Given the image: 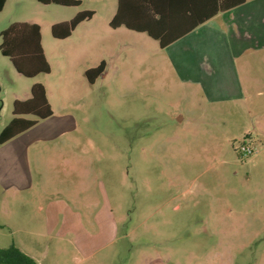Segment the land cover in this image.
<instances>
[{
  "label": "rangeland",
  "instance_id": "obj_1",
  "mask_svg": "<svg viewBox=\"0 0 264 264\" xmlns=\"http://www.w3.org/2000/svg\"><path fill=\"white\" fill-rule=\"evenodd\" d=\"M256 2L255 8L248 5L236 13L235 24L215 22L206 35L193 38L198 55L192 59L201 64L227 62L230 52L250 42L260 47L256 55L246 56L245 101L212 102L190 84L182 59L160 50L144 33L121 34L109 27L116 0H81L78 6L6 1L0 11V44L1 31L11 23H37L50 72L25 77L0 51V132L14 116L13 101L28 97L36 81L47 82L56 115L41 120L27 136L74 122L75 132L47 143L78 142L94 149L99 166L95 185L110 209L102 211V246L93 258L82 259L68 244L61 253L63 264H264V174L254 175L248 165L255 154L242 158L237 151L243 138L264 134V0ZM80 10L94 11L90 24L101 38L96 57L106 62L93 83L83 72V62L91 65L96 59L88 54L92 46L72 52L66 62L60 53L74 46L69 43L77 41V33L67 41L51 34L52 22L71 19ZM249 14L256 17L254 25L244 23ZM245 31L255 32V39L247 43L229 36ZM61 86L67 91L68 120L58 115ZM257 146L264 157V148ZM10 148L6 145V153ZM43 154V159L53 158L52 152ZM51 173L46 185L54 194L72 184ZM90 183L87 177L79 180L83 187ZM112 214L117 238L109 224ZM11 229L0 224L10 239ZM47 242L51 248L45 264L52 260L54 235Z\"/></svg>",
  "mask_w": 264,
  "mask_h": 264
},
{
  "label": "crops",
  "instance_id": "obj_2",
  "mask_svg": "<svg viewBox=\"0 0 264 264\" xmlns=\"http://www.w3.org/2000/svg\"><path fill=\"white\" fill-rule=\"evenodd\" d=\"M192 1L196 6L198 15H205L214 7V0ZM256 1L258 0H246L244 3L226 11H217L211 17L163 48L159 46L158 40L150 37L146 32L134 31L124 26L116 28L110 27L109 22L116 12L117 0L114 9L108 15L110 17H108L107 22L110 28L122 31L120 32L121 34L124 33L123 31L144 33L157 42L160 50H166L174 58L178 57L179 60L182 59L181 68L189 71V77L187 78L190 84L200 88L202 93L212 102L245 101L244 99L248 96L243 81V73L248 66L246 64V56L256 55L260 51V47L256 46L254 42L249 43V40L255 39V32L245 31L244 34L240 32L229 34L233 39L238 41L244 40L249 44L236 47L234 49L235 52L229 50L233 52L228 54V58H225L227 62L224 63H222V58V62L220 63L206 64L203 62L201 64L199 62H193L192 58H196L198 55V45L193 38L206 35L215 22L233 21L231 24H235L237 22L235 19L236 13L248 5L255 8ZM255 13V11L252 12V14ZM252 14H249L250 16L248 15L249 18L244 23L249 25L256 23V17L252 16ZM93 16L91 19L79 23L68 37L55 38L59 41H67L71 39L74 33H77V41L69 43V45L73 44L74 46L63 49L60 53L66 62H69L72 52L76 50L82 52L88 44L92 46L88 54H92L96 59L92 61L93 63L91 65L83 62L84 74L87 69L97 66L102 61L100 57H96V55H99L101 38L96 33L93 25L90 24ZM175 18H178L177 22L187 20L188 24L189 14L179 12L176 13ZM67 20L69 19L54 21L51 25ZM182 25L184 24H178L177 29H181ZM41 45L45 58L49 63L48 55L42 44V34ZM184 56L186 57L184 58ZM37 82L41 83L45 88L52 114L47 118L38 120L35 125L41 120H47L56 115L50 99L51 90L49 89L48 83L41 81H36L35 83ZM66 93L67 91L63 89V86L58 89V94L61 97L60 104L58 105V109H60V114L58 115H60V118L67 117L65 114L67 110L66 103L68 101L66 99ZM30 96L23 100L30 98ZM184 118V116H179L180 120H184ZM31 128L16 135L5 143H0V153L1 151L5 152L4 156L0 155V216L3 218L1 219L2 221L0 220L3 223L0 224H5L9 228H12L10 232L13 233V237L10 239L9 234L6 235L0 232V247H7L9 244H14L24 253L31 255L39 264H45L44 260L51 248L47 239L51 235H54L55 242L53 244L52 260L48 264H63L61 253L63 248L68 244L80 253L82 259L91 260L102 246V211L104 209L110 212L108 204H103L101 201L100 187L95 185V180L99 176V166L97 164L96 168L97 161L93 154L94 149L92 150L90 146L81 145L78 142L62 144L55 142L47 143L49 140L64 139V136L69 135L73 131L75 132L77 126L74 122L68 126H61L54 131L51 130L52 133H45V129H43V131H40L38 137H34L33 135L27 136ZM247 134L245 136H250ZM257 134V138L252 139L257 145L264 148V139L262 141L264 134L259 131ZM39 140H45L46 143H44L45 141L39 142ZM6 145H10V153H6ZM86 151H88L87 154L84 153ZM47 152H52L51 156L53 158L51 160L43 159L45 157L43 153ZM257 153L248 162V165L254 168V175L264 174V157L259 156L260 154ZM54 156L66 158L59 160L54 158ZM49 173L54 177L56 174H60L66 177L72 184L66 186L61 193L54 194L46 185ZM81 177L90 178L91 183L88 188L80 186L79 180ZM251 178L252 175L247 173V179L250 180ZM11 220L14 221V224ZM109 224L115 232L113 234L114 238H117L118 225L114 220L113 214L110 217ZM33 248H39V253H35ZM134 262L149 264V261L146 260ZM91 263L95 264L94 260Z\"/></svg>",
  "mask_w": 264,
  "mask_h": 264
},
{
  "label": "trees",
  "instance_id": "obj_3",
  "mask_svg": "<svg viewBox=\"0 0 264 264\" xmlns=\"http://www.w3.org/2000/svg\"><path fill=\"white\" fill-rule=\"evenodd\" d=\"M6 0H0V11ZM43 4L55 3L63 6H78L80 0H37ZM246 0H214V7L205 15H198L192 0H117L116 12L109 25L112 28L124 26L128 29L146 32L158 40L161 48L168 45L196 25L211 17L217 11H226L244 3ZM189 14L184 22H177L176 13ZM92 10H80L71 19L51 25L54 38L68 37L76 26L91 19ZM173 17V18H172ZM175 18V20H174ZM183 21V20H182ZM186 22V24H185ZM178 24H184L177 29ZM0 51L8 56L15 70L25 77H34L50 71L41 45V31L37 23L14 22L1 31ZM105 70V61L85 71L90 83ZM30 98L13 101V118L0 132V143H5L16 135L34 126L38 120L52 114L45 88L41 83L30 87ZM32 115L34 118H25ZM0 264H39L36 259L21 251L16 245L0 247Z\"/></svg>",
  "mask_w": 264,
  "mask_h": 264
},
{
  "label": "built area",
  "instance_id": "obj_4",
  "mask_svg": "<svg viewBox=\"0 0 264 264\" xmlns=\"http://www.w3.org/2000/svg\"><path fill=\"white\" fill-rule=\"evenodd\" d=\"M258 146L252 138H243L237 146V151L242 158H248L258 152Z\"/></svg>",
  "mask_w": 264,
  "mask_h": 264
}]
</instances>
